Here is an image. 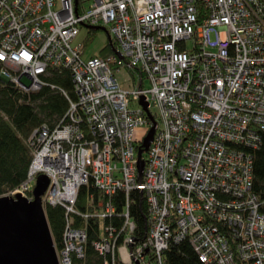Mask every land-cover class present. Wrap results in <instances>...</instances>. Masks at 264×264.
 Here are the masks:
<instances>
[{
    "label": "built area",
    "instance_id": "obj_1",
    "mask_svg": "<svg viewBox=\"0 0 264 264\" xmlns=\"http://www.w3.org/2000/svg\"><path fill=\"white\" fill-rule=\"evenodd\" d=\"M88 1L0 0V77L35 92L65 67L76 90L62 123L31 134L27 178L9 195L32 201L38 176L49 178L43 205L60 204L66 216L59 264H86L78 220L98 223L93 246L105 264H167L170 243L186 239L205 264H264L252 154L264 136V0ZM85 26L117 38L122 59L84 60L75 42ZM122 67L137 76L126 87L116 79ZM150 117L158 128L140 174ZM91 181L100 197L79 210ZM123 192L119 213L108 197ZM134 192L146 206L143 240ZM118 215L121 226L106 224Z\"/></svg>",
    "mask_w": 264,
    "mask_h": 264
},
{
    "label": "trees",
    "instance_id": "obj_2",
    "mask_svg": "<svg viewBox=\"0 0 264 264\" xmlns=\"http://www.w3.org/2000/svg\"><path fill=\"white\" fill-rule=\"evenodd\" d=\"M95 32V30L88 32L87 40L84 42L85 49L95 36ZM113 49H117L114 39L112 44L108 41L101 49L99 56L108 57L113 54ZM44 81L45 85L40 91L26 92L15 83L0 79V197L9 195L26 180L32 162V148L28 140L33 131L44 124L54 128L62 123L70 109V101H76L74 84L68 71L53 68L49 75L44 77ZM91 138L93 139L92 135ZM262 138L261 146L253 150L252 154L253 191L263 205L261 212L264 213V136ZM138 195L136 192L130 194V211L137 223V236L143 240L148 222L146 206ZM90 197H93L95 203L100 197L92 181L89 182L88 188L83 186L80 191L77 206L79 210L87 211V200ZM108 200L120 213L122 206L126 203V196L124 192L118 193L114 197H108ZM45 211L54 244L57 249H60L63 246L66 224L65 210L62 207L48 205ZM118 217L107 220L106 224L121 226L123 219L120 215ZM76 226L86 227L89 235L85 263L105 264V257L96 252L93 246L100 235L98 223L89 221L87 226L78 220ZM164 253L167 264H205L186 240L180 243L171 242Z\"/></svg>",
    "mask_w": 264,
    "mask_h": 264
},
{
    "label": "water",
    "instance_id": "obj_3",
    "mask_svg": "<svg viewBox=\"0 0 264 264\" xmlns=\"http://www.w3.org/2000/svg\"><path fill=\"white\" fill-rule=\"evenodd\" d=\"M96 30L107 33L105 28H96ZM113 53L122 59L121 52L113 49ZM3 81L7 82L4 79ZM141 105L145 111H148L147 104L141 103ZM150 120L153 126L138 152L140 174L145 168L143 156L149 151L158 128L157 122L152 117ZM48 186L47 176L40 175L37 178L32 201L21 195L0 197V264H59L42 201Z\"/></svg>",
    "mask_w": 264,
    "mask_h": 264
},
{
    "label": "rangeland",
    "instance_id": "obj_4",
    "mask_svg": "<svg viewBox=\"0 0 264 264\" xmlns=\"http://www.w3.org/2000/svg\"><path fill=\"white\" fill-rule=\"evenodd\" d=\"M90 4H91V2L87 0L86 6L89 7ZM88 32L89 31L87 28L82 29L81 34L79 35V37L77 38L75 43L76 44H83L85 46L84 42L87 40ZM107 43H108V34L103 30H97L95 32V36L93 37L92 41L87 44L83 59L88 60L91 57L99 56L101 49H103ZM187 46L190 50H192L194 48V44L191 41L188 42ZM115 50H117V49H115ZM112 53H113V50H112ZM133 77H135L137 80V76L135 74L130 73L129 70L127 68H124V67H122L119 70V72H116V79H117L118 83L120 85H122L123 87H126L128 85V83L133 80ZM0 79L3 80L2 77H0ZM147 130H148L147 128H140L135 132V136L142 138L146 134ZM260 208H262V206ZM103 225H104V222H102V226ZM102 230H103V228H102ZM147 231H149L148 227H147L146 232ZM186 241L189 242V244L192 246L193 249L195 248L194 243L191 242L190 239H186ZM55 248H56V246H55ZM194 251L196 252L195 249H194ZM213 264H216V263H213Z\"/></svg>",
    "mask_w": 264,
    "mask_h": 264
},
{
    "label": "bare ground",
    "instance_id": "obj_5",
    "mask_svg": "<svg viewBox=\"0 0 264 264\" xmlns=\"http://www.w3.org/2000/svg\"><path fill=\"white\" fill-rule=\"evenodd\" d=\"M86 28V27H85ZM87 29H89V28H87ZM110 36V35H109ZM110 38H111V36H110ZM108 38V41H109V43L110 44H112V39H114L115 41H116V43H117V50L119 51L120 49H121V47H120V44H119V41L117 40V38ZM120 52V51H119ZM62 68V67H61ZM64 71H68L70 74H71V77H72V81H73V84H74V77H73V72L70 70V69H68V68H65V67H63L62 68ZM5 80V79H4ZM6 81H9L8 79L6 80ZM19 88H20V86L19 85H17ZM25 91V90H24ZM40 91V90H39ZM76 91V90H75ZM27 92V91H26ZM30 92H33V91H30ZM35 92H37V91H35ZM42 175H44V174H42ZM46 176V175H45ZM39 177V176H38ZM48 178V177H47ZM49 179V178H48ZM36 183H37V180H36ZM36 183L34 184V185H32V191H31V193H33V191H34V189H35V187H36ZM49 186H50V180H49ZM49 186H48V188H49ZM48 190V189H47ZM47 192V191H46ZM46 194V193H45ZM56 206H58V207H61L62 205H60V204H58V205H56ZM55 206V207H56ZM63 207V206H62ZM63 209H64V207H63ZM165 251H167V250H165ZM164 251V252H165Z\"/></svg>",
    "mask_w": 264,
    "mask_h": 264
}]
</instances>
